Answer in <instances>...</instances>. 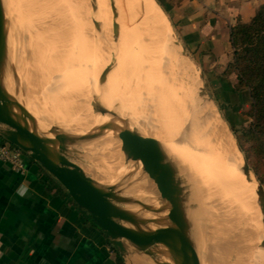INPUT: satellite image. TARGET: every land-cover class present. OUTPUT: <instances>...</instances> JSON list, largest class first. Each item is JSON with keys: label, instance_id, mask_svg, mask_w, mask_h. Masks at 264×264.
Listing matches in <instances>:
<instances>
[{"label": "rangeland", "instance_id": "1", "mask_svg": "<svg viewBox=\"0 0 264 264\" xmlns=\"http://www.w3.org/2000/svg\"><path fill=\"white\" fill-rule=\"evenodd\" d=\"M89 1L92 0H85L86 4H81L78 9L75 0H67V3L61 2V0H4L10 21L9 57H12L9 58L12 76L7 77L6 75L7 78H4L6 85L8 84L7 87L13 89L12 92L30 108L46 127L51 128L57 125L61 130L74 135L87 133L97 126L111 129L110 125H103L97 120L95 121V116L101 114L96 110L101 102L95 98V87L100 86L102 96V92L106 88V99L111 109L112 103L108 101L110 99H115L119 104H125L128 109L125 117L131 121L133 126L146 131L147 136L156 138L162 144L167 158L178 168L179 174L189 190L186 210L191 220V232L196 239L201 263L264 264V248L260 246L263 237L261 232H257L258 227L262 228L264 223L259 215L250 212L249 206L248 211L242 212L245 202L240 201L242 190L238 187L239 179L235 178L233 187L230 189V192H237L236 195L234 194L237 201H233L238 204L231 200L232 206L225 197L226 195L222 193L221 186L214 184L211 175L205 170L207 158L204 154L209 152L210 142H217L216 150L219 152V143L222 142V138L217 133H213V128L217 129L220 124V127L233 139L238 155L240 152L243 158V163L246 158L256 173L244 147V144L248 147L252 144L250 136L248 137L254 122L251 115L253 101L250 91L248 89L240 90L245 91L243 93L246 95L247 101L243 99V96L239 97L241 101L234 104L220 101L213 81L206 76L204 65L193 53L179 44L178 41L181 40L179 29L162 0H151L153 7L149 12L143 8L133 9V13L128 16L125 15L126 12L122 8L124 7L123 0H108L110 9H112V23L108 27L112 30L108 27L105 28L102 23L103 19L99 18L101 27L97 28L94 19H92V32L96 35H91L88 32L91 47L89 49L83 47L85 43H80V37L83 36L84 20H86L84 12L86 14ZM128 1L130 6L137 2L136 0ZM94 3L97 8L98 1L94 0ZM115 5L116 7H114ZM65 6H69L73 13L66 16L67 8ZM90 7L94 11L92 5ZM96 12L95 9L94 14ZM95 16L97 17V15ZM127 22L129 23L127 24ZM71 24L73 25L71 26L70 43L79 44L84 49L85 57L83 59L85 60L79 61L83 65L80 67H84V71L87 70L86 72L89 73L90 70L92 75L94 74L90 82L78 86L80 90L79 88L75 89L78 93L74 89L69 92L64 91L62 84L65 82L60 80L62 75L57 72H53L54 75L51 74V78L42 77L43 68L46 69L45 61L53 60L56 56L59 58L60 51L64 50V47L67 48V44H69L67 28L69 29ZM35 27L42 29H35ZM52 27H55L54 31H50L53 29ZM121 27L125 29L128 46L120 41ZM130 29L132 34L128 32ZM77 34L80 36L79 38ZM78 51L77 45L76 57L77 60H81ZM91 53L94 54L103 69L90 65L87 59ZM43 55L45 56L43 57ZM142 63L151 66L148 83L150 88H154L155 93L148 94L146 91L147 85L144 80L147 75L143 71L146 67ZM187 67L192 68L198 83L194 82L195 79L190 78L191 73L187 72ZM226 75L228 74L226 73ZM52 76L54 77L52 78ZM82 89L86 94L82 92ZM161 98H165V102L163 99L161 101ZM95 101L97 102L96 107H94ZM75 104L79 105V108ZM204 109L206 110L203 111ZM86 110L88 111L86 112ZM201 111L205 112L206 116ZM211 111L213 114L210 113ZM88 112L90 116H88ZM216 121L218 125L215 124ZM164 126V134L160 135L162 133L159 130ZM111 135L113 139L108 142L105 141V135H100L99 139L95 137L71 143L68 155L81 165L90 176L107 185L116 184L117 188L120 186L118 189L122 194L147 204L137 194L125 193L127 185L132 179L120 169L122 165H131V170L136 174L135 180L146 178L153 181V179L143 169V165L138 166L136 160L126 159L121 143H117L112 129ZM246 140H248L247 143H245ZM216 150L214 149V151ZM239 163L240 166L241 159H239ZM129 178L130 180H128ZM227 202L229 203L227 204ZM237 207L238 209H236ZM170 209L168 208L169 212ZM247 212L249 213L247 214ZM143 213L151 214L147 210ZM174 225L177 227L175 222ZM151 262L155 264L153 260Z\"/></svg>", "mask_w": 264, "mask_h": 264}, {"label": "crops", "instance_id": "2", "mask_svg": "<svg viewBox=\"0 0 264 264\" xmlns=\"http://www.w3.org/2000/svg\"><path fill=\"white\" fill-rule=\"evenodd\" d=\"M162 1L220 101H247L245 89H235L236 73L226 75L233 58L230 29L239 19L249 22L264 0ZM24 161L26 174L0 160V264H125L65 187L26 155ZM22 185L23 196L17 191Z\"/></svg>", "mask_w": 264, "mask_h": 264}, {"label": "water", "instance_id": "3", "mask_svg": "<svg viewBox=\"0 0 264 264\" xmlns=\"http://www.w3.org/2000/svg\"><path fill=\"white\" fill-rule=\"evenodd\" d=\"M9 22L4 0H0V136L20 148L65 187L74 202L88 211L125 264H131V259L148 260L151 264V260L155 264H202L186 210L189 190L162 144L154 137L136 134L131 140L135 151L132 159H140L143 169L159 184L177 228L154 227V219L143 213L150 211L147 204L122 194L116 185H107L90 176L69 157L71 143L102 135L104 126L79 135L57 126L46 127L7 87L4 78L8 72L11 74ZM178 42L187 49L181 40ZM242 169L248 178L254 175L257 194H264V185L246 158ZM261 211L264 213V208ZM260 246L264 248V237Z\"/></svg>", "mask_w": 264, "mask_h": 264}, {"label": "bare ground", "instance_id": "4", "mask_svg": "<svg viewBox=\"0 0 264 264\" xmlns=\"http://www.w3.org/2000/svg\"><path fill=\"white\" fill-rule=\"evenodd\" d=\"M76 1V7L78 9H80L81 4L85 5L86 3L84 2L85 0H75ZM87 1V0H86ZM98 1V5L97 8L95 7V3L94 0H92L91 2L89 1V5L88 8L86 10V14L84 12V18L86 16V20H84V30H83V36L80 37L77 34V37H80V43L83 42L85 43V45H83V47L89 49L91 47L90 45V36L89 33L91 35H96V33L92 32V19H94V24L97 28L101 27V22L98 20V18L100 20H102V23L104 24L105 28H107L108 26L111 25L112 23V9H110L109 6V2L108 0H96ZM122 1V0H119ZM137 2H135L134 5L129 4L128 0H123L122 3H124V11L126 12V16L130 15L133 13V9H138L140 10V8L143 9H147V11L149 12V10L153 7L152 5V1L151 0H136ZM61 2H65L67 3V0H61ZM117 2V1H116ZM64 3V4H65ZM72 4V1H71ZM97 4V3H96ZM67 5V4H66ZM94 8V11L96 9V14H94V11L91 10V6ZM114 5V4H113ZM72 6V5H71ZM66 7V6H65ZM116 7V5L114 6ZM67 12H65V15L68 16V14H72V9L67 6ZM120 9V7H119ZM29 11V10H28ZM151 11V10H150ZM67 13V14H66ZM118 13V12H117ZM145 13V12H144ZM147 13V12H146ZM151 13V12H150ZM155 13V12H153ZM149 14V13H148ZM27 15V14H26ZM97 15V17L95 16ZM123 15V14H120ZM29 17V16H28ZM150 17V16H149ZM153 17V16H151ZM157 18V15L155 16ZM125 18V17H124ZM123 18V19H124ZM47 19V18H46ZM89 22V24H88ZM69 23V22H68ZM129 22H127L128 24ZM45 24V23H44ZM40 25H42L40 23ZM51 25V24H50ZM67 25V24H66ZM73 24L70 25L68 30V39L67 41L69 42V44H67V48L64 47V50L60 51V56L58 58V56H56L53 60L48 59V61H45L46 65L44 67H46V69L44 70L43 68V74L42 77L43 78H49L50 75L54 72L59 73L61 76L60 80L63 83V89L66 92H69L72 89H76L80 87L78 86H82V85H86L88 82H90L92 80V73L89 70V73L84 71V67L81 68L82 65V61L85 60L83 59L84 56V49L79 46V44H71L70 43V32H71V26ZM39 26V25H37ZM46 26V25H45ZM52 26V25H51ZM54 26V25H53ZM42 27V26H41ZM37 27H35L36 29ZM53 29H50V31H54L55 27H52ZM109 28V27H108ZM34 29V30H35ZM37 29H42V28H37ZM57 29V28H56ZM110 29V28H109ZM46 30V29H45ZM107 30V29H106ZM112 30V29H110ZM125 29H123L121 27V33H119L120 36V41H122L124 44H126V46H128V43H126V38H125ZM43 31V30H42ZM48 31V30H47ZM108 31V30H107ZM106 31V32H107ZM131 29L130 32L131 33ZM89 32V33H88ZM112 32V31H111ZM117 32V31H116ZM128 33V34H130ZM132 34V33H131ZM118 36V37H119ZM125 38V39H124ZM61 39V38H60ZM134 39V38H133ZM112 41V40H111ZM39 42V41H38ZM139 42V41H138ZM62 43V42H61ZM78 43V42H77ZM63 44V43H62ZM61 44V45H62ZM66 44V43H65ZM134 44V43H133ZM53 45V44H52ZM78 45V52H79V57L81 58V60H77L76 57V53L75 50L77 48ZM66 46V45H65ZM19 53V52H17ZM51 54V53H50ZM54 55V53H52ZM36 55V54H35ZM34 55V56H35ZM42 55V54H41ZM51 55V56H53ZM33 56V55H32ZM38 56V55H37ZM45 55H43L44 57ZM15 57V56H14ZM39 57V56H38ZM42 57V56H41ZM10 58V57H9ZM12 58V57H11ZM10 58V59H11ZM53 58V57H52ZM40 59V58H39ZM83 59V60H82ZM89 59V60H88ZM87 61L90 62L91 66L94 67H101L100 63L98 62V60L96 59V57H94V54L91 53L90 57H88ZM14 60V59H12ZM47 60V58H46ZM41 61V60H40ZM81 61V62H79ZM148 61V60H147ZM17 62V61H16ZM144 64V63H142ZM81 66V67H80ZM144 66L146 67V69H143V71L146 73V80L145 84L147 85V93L151 94V93H155L154 88H150L149 87V74L151 72V66L150 65H146L144 64ZM86 68V67H85ZM102 68V67H101ZM187 72L191 73V77L192 79H195L194 82L196 81V75L194 74L192 68L187 67ZM103 69V68H102ZM85 73V75H84ZM88 73V74H87ZM54 75V74H52ZM145 75V74H144ZM97 76V75H96ZM7 77H11V74L8 72L7 73ZM6 77V78H7ZM54 76H52L53 78ZM59 77V76H58ZM57 77V78H58ZM149 77V78H148ZM51 78V77H50ZM94 78V77H93ZM198 78V77H197ZM189 79V78H188ZM191 79V80H192ZM55 80V79H54ZM52 81V80H51ZM147 81V82H146ZM197 82V81H196ZM195 82V83H196ZM9 83V82H8ZM193 83V82H192ZM198 83V82H197ZM90 85V83H89ZM8 86V84H7ZM20 86V85H19ZM18 86V87H19ZM26 86V85H25ZM10 87V85H9ZM91 87V85H90ZM82 88V87H81ZM11 89V88H10ZM29 89V88H28ZM89 89V88H88ZM92 89V87H91ZM53 90L55 91V88H53ZM96 92L94 93L95 98L97 100H99L101 103H99L98 108L96 110H98L101 114L95 116V121L97 120L98 123H101L103 125H110L112 131L115 134V139L117 141V143H121V148L122 151L124 152V155L126 156V159H132L133 154L135 153L132 144L133 141L132 138L135 137L136 134H139L141 136H147L146 135V131H143L142 129H138L137 127L133 126L131 124V121H129V119H127V117H125L126 112H127V106L125 104H119L115 99H110L108 101H110L112 103V109L110 107V105L107 102L106 99V88L103 90V96L101 94V88L100 86H96L95 87ZM51 91V90H50ZM77 91V90H75ZM74 91V93H75ZM88 91V90H86ZM57 92V91H56ZM73 92V91H72ZM83 92V89H82ZM78 93V91L76 92ZM81 93V92H80ZM85 93V90L83 92ZM57 94V93H56ZM55 94V95H56ZM60 95V94H59ZM74 95V94H73ZM80 95V94H79ZM58 96V95H56ZM61 96V95H60ZM59 96V97H60ZM78 96V95H77ZM90 96V95H88ZM153 97V96H152ZM75 98V97H74ZM63 99V97H62ZM91 99V98H88ZM87 99V100H88ZM163 98H161L162 101ZM165 99V98H164ZM163 99V101H164ZM75 100V99H74ZM166 100V99H165ZM45 101V100H44ZM49 101V100H48ZM85 101V100H84ZM33 102V100H32ZM76 102V101H75ZM74 102V103H75ZM88 102V101H87ZM165 102V101H164ZM62 103V102H60ZM90 103V102H89ZM41 104V103H40ZM54 104V103H53ZM73 104V103H72ZM84 104V103H81ZM39 105V102H38ZM37 105V106H38ZM62 105V104H60ZM76 105V104H75ZM89 105V104H88ZM92 105V104H91ZM32 106V105H31ZM50 106V105H49ZM53 106V105H51ZM50 106V107H51ZM74 106V105H73ZM77 106V105H76ZM75 106V107H76ZM97 106V102L95 101V106ZM42 107V106H41ZM63 107V106H62ZM79 108V105L77 106ZM91 107V106H90ZM40 108V107H39ZM64 108V107H63ZM84 108V107H83ZM197 108V107H196ZM195 108V109H196ZM50 109V108H49ZM52 109V108H51ZM209 109V108H208ZM77 110V109H76ZM84 110V109H83ZM90 110V109H89ZM206 109H204L203 111H205ZM88 110H86L87 112ZM195 111V110H194ZM201 111V112H203ZM210 111V110H209ZM85 112V111H84ZM91 112V111H89ZM88 112V114H89ZM63 113V112H62ZM204 115L206 116L205 112H203ZM212 113V111L210 112ZM208 112V116L210 114ZM76 114V113H74ZM81 114V113H80ZM128 114V113H127ZM213 114V113H212ZM63 115V114H62ZM87 115V114H86ZM203 115V114H202ZM52 116V113H51ZM57 116V115H56ZM61 116V115H60ZM76 116V115H75ZM90 116V114L88 115ZM87 116V117H88ZM92 116V115H91ZM59 117V116H58ZM204 117V116H203ZM211 117V116H210ZM207 117V118H210ZM60 118V117H59ZM58 118V119H59ZM86 118V117H85ZM56 119V118H55ZM71 119V118H70ZM87 119V118H86ZM163 119V118H162ZM212 119V118H211ZM74 120V119H73ZM76 120V119H75ZM90 121V119H87ZM59 121V120H58ZM93 121V118H92ZM91 121V122H92ZM88 121H86L87 123ZM94 122V121H93ZM205 122V121H204ZM89 124H91L90 122H88ZM206 123V122H205ZM204 123V124H205ZM213 123V122H212ZM207 124V123H206ZM218 125V122L216 121V123ZM53 125V124H52ZM94 125V123H93ZM165 125V124H164ZM209 125V122H208ZM57 126V125H56ZM75 126V125H74ZM166 126V125H165ZM165 126L164 128H162L160 135L164 134L165 131ZM216 126V125H213ZM221 125L219 124V127ZM210 127V126H208ZM217 127V126H216ZM213 128L211 131V133H217L221 138H222V142L219 143V152L216 150V145L217 142H210L209 147L210 150L205 157L207 158V163L205 165V170L211 175L214 184L216 185H220L221 186V191H223L222 193H224L226 196V198L232 202H236V198L235 195L237 194V192L235 191H231L230 189H232L233 187V183L235 182V178L239 179L238 182V187L240 188V190H242V193L240 192V195L242 196V198L240 199V201L245 202L244 208H242V212L244 211H248V206L250 208V212H252L253 214H257L259 215V217L262 218V221L264 223V213H262L261 208H264V194H257V185L258 182L255 179L254 175H251V178H248V176L243 172L242 166H243V158L241 157V154L239 152L238 155V150H237V146L235 145L233 139L228 135V133L223 129V128ZM74 129V128H73ZM92 129V127H91ZM111 129L108 130V128H106L104 126V130H103V135H105V141H109L111 139H113L112 135H111ZM209 129V128H208ZM216 129V130H215ZM71 130V129H70ZM93 130V129H92ZM210 131V129H209ZM145 132V133H144ZM101 135V136H103ZM99 136V137H101ZM98 137V139H99ZM216 137V136H215ZM97 139V141H98ZM105 144V143H104ZM73 146V145H72ZM86 149V148H85ZM200 149V148H199ZM214 149L216 151H214ZM86 151V150H85ZM212 153V154H211ZM77 155V154H76ZM239 156V158H238ZM239 159H241V165L239 166ZM135 160V159H132ZM106 161V160H105ZM136 162H138V166L143 165L142 161L140 159H137ZM124 163V162H123ZM127 164V162H125ZM114 165V164H113ZM112 169V168H111ZM121 172H126L127 176H129L132 181L130 182V184L127 185V189H126V194L132 195V194H137L139 197H141L145 203H147L148 208L150 209V215H148V217H151L152 219H154V223L152 224L154 227H158V228H177L174 225V222L172 221L170 215H169V210L168 208H170V206L167 204L166 198L162 196V193L160 191V187L159 184L153 180H148V179H140L138 181L135 180V172H133L131 170V165H122L121 167ZM116 171V170H115ZM110 172V171H109ZM242 172V173H240ZM118 176V173H116ZM123 175V174H120ZM114 176V175H113ZM109 177V176H108ZM120 177V176H119ZM130 178L128 180H130ZM117 179V178H116ZM126 179V178H125ZM129 182V181H128ZM126 182V183H128ZM212 182V184H213ZM116 183V182H115ZM132 183V185H131ZM111 184V183H109ZM118 184V182H117ZM114 185V184H113ZM116 185V184H115ZM124 185V184H123ZM122 185V186H123ZM125 186V185H124ZM120 187V186H119ZM118 187V188H119ZM122 188V187H121ZM125 189V188H123ZM122 193V192H121ZM124 193V190H123ZM224 194H222L224 196ZM235 194V195H234ZM125 195V194H124ZM246 197V200H245ZM225 198V199H226ZM227 200V201H228ZM236 200V201H233ZM239 202V201H238ZM229 202H227L228 204ZM240 203V202H239ZM238 204V203H235ZM231 205L233 206V204L231 203ZM229 205V206H231ZM239 206V205H238ZM136 209V208H135ZM238 209V207L236 208ZM229 210V209H228ZM235 211V210H234ZM241 212V211H240ZM260 212V213H259ZM249 212H247L248 214ZM252 214V215H253ZM231 215V214H230ZM246 215V214H245ZM244 217V216H243ZM176 224V222H175ZM252 226V225H251ZM258 227V226H257ZM257 232H261L262 233V237H264V224L262 226V228L259 226ZM241 248V246H240ZM131 264H151L148 260L144 261V260H135V259H131Z\"/></svg>", "mask_w": 264, "mask_h": 264}, {"label": "trees", "instance_id": "5", "mask_svg": "<svg viewBox=\"0 0 264 264\" xmlns=\"http://www.w3.org/2000/svg\"><path fill=\"white\" fill-rule=\"evenodd\" d=\"M230 40L234 56L226 73H236V90L250 91L254 122L248 137L252 144L250 147L244 144V147L264 184V4L249 22L239 19L231 27Z\"/></svg>", "mask_w": 264, "mask_h": 264}, {"label": "built area", "instance_id": "6", "mask_svg": "<svg viewBox=\"0 0 264 264\" xmlns=\"http://www.w3.org/2000/svg\"><path fill=\"white\" fill-rule=\"evenodd\" d=\"M0 160L11 165V167L22 174L28 171L24 161L23 151L15 145L7 142L0 136Z\"/></svg>", "mask_w": 264, "mask_h": 264}, {"label": "clouds", "instance_id": "7", "mask_svg": "<svg viewBox=\"0 0 264 264\" xmlns=\"http://www.w3.org/2000/svg\"><path fill=\"white\" fill-rule=\"evenodd\" d=\"M17 191L19 195L23 196L27 193V187L22 185L21 188L18 189Z\"/></svg>", "mask_w": 264, "mask_h": 264}]
</instances>
